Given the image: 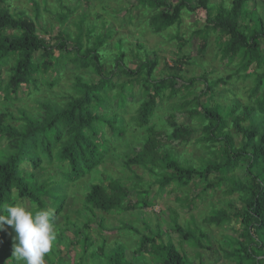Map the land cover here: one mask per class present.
I'll return each instance as SVG.
<instances>
[{
  "label": "trees",
  "instance_id": "obj_1",
  "mask_svg": "<svg viewBox=\"0 0 264 264\" xmlns=\"http://www.w3.org/2000/svg\"><path fill=\"white\" fill-rule=\"evenodd\" d=\"M62 1L59 0V3ZM134 1L133 10L150 12L146 26L152 34L178 27L183 13H193V20L202 23V29L194 33L200 37L199 51L206 49L208 37L212 35L219 60L234 67L233 73L226 80H250L246 104L242 106L233 101L232 106L225 110L215 103L212 106L209 103L199 105L196 99L185 100L181 94L191 88L194 80H189L186 86L177 87V81L180 80L177 64L180 62L169 68L168 74L156 80L153 78L157 66L155 57L149 59L145 53L133 71L125 64V53L119 45L120 41L116 56L108 50L101 51L105 45V37L91 41L88 34L78 31L75 40L86 35L87 45L75 41L74 47L67 50L68 42L60 37V33L66 32H60L55 43L50 44L38 35L35 23L26 14H12L7 7L1 8L0 205L28 202L27 207L35 211L50 209V205L57 204V209L54 210L56 219L64 204L63 199L57 201V196L49 194L47 179L55 176L44 178L47 173L43 167L47 163L45 159L56 157L55 162L67 163L68 173L56 176L57 179L64 177L66 185L79 183L91 175L111 156H102L103 151L110 153V150H106L108 147L105 144L109 142L103 129L108 128L117 141L126 135V127L118 125L116 114L109 111L111 101L122 110L126 105L128 91L136 84L141 101L130 123L134 126L136 139L142 144L141 149L132 158H126L124 164L130 173L128 181L135 190V202L132 205L124 204L129 197L127 189L106 170L104 185L93 182L88 184V192L81 207V211L86 214L81 218H87V222L83 221L82 227L71 225L79 237L81 250L80 255H75V264H80L77 258L82 259V254L86 255L93 245L89 238L91 225L97 226L103 233L117 231L106 229L103 217L97 216L95 211L99 214L121 213L151 206L149 199L152 184L144 183L131 172V166L155 177L158 197L164 192L170 195L184 192L191 185L199 187L201 195L207 191H220L230 199L226 204L227 209L211 211L203 222L209 227L221 228L231 223L237 226V238L228 239L221 250L222 255L233 264H264V0L261 6L257 5V0H230L227 3L217 0L219 3L216 7L212 4L216 0H178L172 5L171 14L164 0ZM30 2L39 17L36 2ZM81 2L88 4L91 0H76L77 8ZM86 8L89 9L88 6ZM126 9L131 14L128 7ZM69 14L71 12L59 15L58 21L65 22ZM84 17L85 15L81 16ZM133 20V16L126 18L128 24H132ZM82 24L80 22L81 29ZM174 40L180 43L177 36H174ZM136 47L138 50L142 49L140 44ZM136 56L134 55L135 58ZM107 63L112 66L113 71L110 73L105 68ZM68 65L73 67V78L69 92L64 94L66 99L62 100L58 94L63 90L58 89V94L52 90L68 71ZM206 73L201 76V80L207 84L205 95L210 92L209 95L212 96V89L226 82L224 79L208 81ZM109 75L122 76L126 81L115 83ZM93 77L97 80L94 81ZM41 86L44 89H40ZM22 88L26 91V102L24 101L23 107H16L15 114H12L8 111L7 103L22 101L19 96ZM50 92L57 96L53 99L36 96ZM164 92H167V97ZM166 98L171 101L166 108L168 112L175 114L186 110L189 123L190 120L195 121L200 136H197L194 147L201 149L206 154V159L201 158L194 163L191 159L176 154L170 145H163L158 140L163 136V140L168 143L186 146L192 134L197 132L188 125L172 122L174 114H170L162 129L156 130L150 124L158 103ZM30 102L34 108L27 107ZM26 165L30 167V172L23 169ZM46 199L51 202L48 203ZM177 199L176 202L181 207L183 204L189 207L185 199ZM67 219L69 218L66 216L65 221L69 222ZM169 220L172 225L170 229L182 243L196 250L209 249V240L202 230L197 235L196 228L183 230L176 224L173 211L169 212ZM126 228L128 231L132 229ZM65 230L68 231L67 228ZM64 234H59L63 241ZM83 234L85 235L82 236ZM164 238L165 235L157 227L155 233L138 241L133 254H140L148 246L147 254L151 264H188L185 256ZM70 245L69 243L68 246ZM98 250L102 251L103 245ZM111 251L112 255L106 264L137 263L135 257L130 262L126 259L122 244ZM62 260L64 259L60 258V263Z\"/></svg>",
  "mask_w": 264,
  "mask_h": 264
},
{
  "label": "rangeland",
  "instance_id": "obj_2",
  "mask_svg": "<svg viewBox=\"0 0 264 264\" xmlns=\"http://www.w3.org/2000/svg\"><path fill=\"white\" fill-rule=\"evenodd\" d=\"M34 1L37 4V11L39 10V17L36 16V8L30 0H4V2H0V9L7 7L12 14H26L35 23L38 35L50 44L55 43L54 40L58 37L60 32H66L60 33V37L62 38L61 40L68 42L66 45L67 50L74 47L75 41H81L84 46L87 45L88 39L86 35L79 36L75 40L78 31L81 32V34H88L90 36L89 39L92 38L91 41H97L98 38L102 40V38L105 37V45L101 51L104 52V50H108L111 54L113 53L116 56L117 44L118 41H120L121 43L119 45L125 53V64L130 70L134 71L137 68L138 62L142 61L145 53L148 54L149 59H153L154 57L157 59V66L153 74V78L156 80L168 74L169 68H173L175 63L180 62L177 64L179 69L178 75L180 77V80L177 81V87L181 85L186 86L189 80H194L191 88L186 93L183 92L181 94L184 96L185 100L196 99L199 105L209 103L212 106L215 103L225 110H228L232 106L233 101L240 103L242 106L246 104L248 97L246 91L250 87V80L243 81L239 79L235 80L234 78L228 81L226 80V77L233 73L234 67L233 65L227 66L226 62L219 60V54L213 46L212 35L208 37L206 49L199 51L200 37L194 33L202 29V23L193 20V13H183L181 24L178 27H173L160 34H152L146 26L147 21L149 22L147 18L150 12L133 10L132 7L135 5L134 0H91L88 4L81 2L78 8L76 0H63L61 3H59V0ZM229 1L230 0H224L226 3ZM164 2L169 7L168 11L171 14L172 5L177 3L178 0H164ZM257 2V5L261 6L263 0H257ZM103 3H105V5ZM218 3L219 2L216 0L213 1L212 4L216 7ZM87 6L89 9L86 8ZM126 7H128L131 14L127 13ZM67 12H71V14H69L65 22L60 23L58 21V16L61 14L66 15ZM82 15H85V17L81 18ZM132 16L134 20L132 24H128L126 18ZM80 22L83 23L82 29ZM107 30L113 31L105 33ZM65 34L68 36H65ZM174 36L179 38L180 43L174 40ZM137 44L142 45V49L138 50L136 47ZM179 44H181L179 47L180 50L178 49ZM57 55L58 52H56L55 56L57 57ZM134 55H137L136 58ZM107 57L108 60L109 56L107 55ZM105 68L108 73L113 71L109 63L106 64ZM67 70L64 77L60 78L59 85L52 90L56 94L59 92L58 89L63 90V92L58 94L62 100L66 99L64 94L69 92L70 81H72L71 78H73V67L68 65ZM204 72L208 73H206L208 81L212 82L216 79H224L226 82L212 89V96L209 95L210 92L205 95L207 92V84L201 80V76ZM52 76H54V74ZM5 77L4 80H6ZM109 77H111V80L115 83L126 81V78L122 76L109 75ZM93 79L94 81L97 80L95 77H93ZM40 89L44 88L41 86ZM19 96L22 101L12 104L7 103L8 111L12 114H15L16 107L19 108L24 106V101L26 102L25 88L20 90ZM36 96L53 99L55 94L51 92L47 94L40 93ZM164 96L167 97V92H164ZM1 97L2 95L0 94V103ZM140 101L139 89L136 84L132 86L130 92L128 91L125 100L126 105L122 110L116 107L113 100L111 101V110L109 111H111L110 113L116 114L118 125H124L126 127V135L122 140L117 141L113 139L108 128L103 129V134L109 142V144H105V146L108 147L106 150H110V153L107 154L108 151H103L102 156H111L107 157L108 159H106L103 165L99 166L91 175L86 176L79 183L66 185L64 177L57 179L56 176L67 174L69 171V167L65 161L55 162V156V158H50V160L45 159L47 163L43 167L46 168L45 173H47L44 175V178L47 179L48 177L55 176V178L47 179V187L50 189L49 194L52 197L57 196V201L63 199L64 204L61 209L62 214L60 213L55 219L57 236L51 251L46 254L44 258L45 264L48 262L50 264L76 263V256L81 254V250L78 243L79 237L76 235L74 227H82V222H87V218H81L86 216V214L84 215V212L81 211V207H83L85 194L88 192L86 191L88 184L93 182L102 183L104 185L105 179L107 178L106 175L104 178L105 170L108 173L110 172L111 177L118 180L120 184L127 189L129 197L124 201V204H134L135 190L131 187L132 184L130 181H128L130 173L124 167V164L126 158H132L138 150L141 149L142 143L140 140L136 139L134 126L130 123L131 117L134 115V111H136ZM169 102L171 101H167L166 98L161 103H158V108L150 120V124H153L156 130L162 129L164 122L168 120L170 114H174V112L170 113L166 109ZM27 107L34 108V105L30 102ZM173 117L174 120H171L172 122L174 121L176 124H181L183 126L188 125L196 129L197 132L192 134L191 140L186 146L181 145L179 147L176 143H168L163 140V136L158 139L160 143L163 145H170L176 154H180L185 159H191L194 163H197V160L201 158L206 159V154L201 149L194 147L197 136H200V130L194 123L195 121L193 122V120H190L189 123L186 110L175 113ZM1 145L3 146V144ZM49 162H51V164H49ZM23 169L30 172V167L27 165L24 166ZM130 171L141 178L144 183L152 184L150 187L151 199H149L152 202L151 206L142 210H131L121 213L109 212L107 214H99V212L95 211L97 216L103 217L104 227L106 229L109 228L117 231L113 233H103L99 231L97 226L91 225L89 227V238L93 245L86 255L82 254V259L79 257L77 258L80 264H106L108 258L112 255L111 250L119 244L125 247V257L129 262L135 257L137 260L136 264H151L152 262L149 260V254H147L149 251L148 246L145 247L143 252L136 256L133 252L136 251L138 241H140L142 237H148L151 233H155L157 227L162 234L165 235L164 239L170 241L179 253L185 256L188 264H199L200 262L202 264H233L222 255L221 250L224 249L230 237L237 238V232H235L237 226L231 223L221 228L215 226L209 227L203 222L204 218H206L211 211L227 209L226 204H228V201L230 202L229 198L224 197L218 190H215L214 193L207 191L204 195H201L200 188H196L192 185L189 189L184 190V192H177L171 195L168 194V192H164L158 197L156 195L157 185L154 183V176L134 166L130 167ZM182 198L185 199V202L189 203V207H187L186 204H183L181 207V204L176 202V199L181 200ZM231 201L235 202L233 199H231ZM47 202L49 203L51 201L47 200ZM27 203L19 201L16 204L28 206ZM231 204L236 206L234 203ZM49 208L54 211L57 209V204L50 205ZM170 211L175 213L176 224L183 230H194L196 228V235L198 231L202 230L207 240H209V249L196 250L182 243L178 235L170 229L172 226L169 220ZM65 215L69 218L67 219L69 222L65 221ZM95 221L96 223L98 222L97 217ZM73 224H75L74 227L71 226ZM126 227H131L132 229L128 231ZM66 228L68 231L65 230ZM62 233H65L64 241L59 238V234ZM14 235L15 232L10 226H6L4 231H0V264H7L8 262L9 264L10 262L13 264H24L23 261H18L13 257ZM69 243L71 244L70 246H68ZM101 245H103V250L99 251L98 249ZM60 258L64 259L61 263Z\"/></svg>",
  "mask_w": 264,
  "mask_h": 264
},
{
  "label": "clouds",
  "instance_id": "obj_3",
  "mask_svg": "<svg viewBox=\"0 0 264 264\" xmlns=\"http://www.w3.org/2000/svg\"><path fill=\"white\" fill-rule=\"evenodd\" d=\"M10 226L13 236V257L24 264H45L56 240L55 214L51 209L33 211L24 204L0 205V231Z\"/></svg>",
  "mask_w": 264,
  "mask_h": 264
}]
</instances>
